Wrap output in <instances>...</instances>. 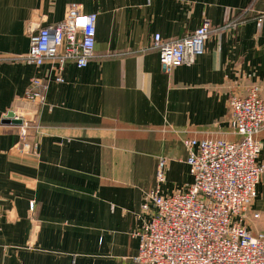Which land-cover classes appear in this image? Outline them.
<instances>
[{
    "label": "crops",
    "instance_id": "obj_1",
    "mask_svg": "<svg viewBox=\"0 0 264 264\" xmlns=\"http://www.w3.org/2000/svg\"><path fill=\"white\" fill-rule=\"evenodd\" d=\"M73 2L98 14L95 55L83 68L67 63L59 82L50 61L24 57L31 30L61 21ZM263 14L264 0H0V264L132 262L159 159L163 192L187 190L183 140H238L230 97L254 84L264 96ZM205 19V52L164 69L154 34L180 39ZM34 77L49 85L37 154H26L2 119L31 107ZM256 137L264 144V126ZM263 177L253 210L264 213Z\"/></svg>",
    "mask_w": 264,
    "mask_h": 264
},
{
    "label": "built area",
    "instance_id": "obj_2",
    "mask_svg": "<svg viewBox=\"0 0 264 264\" xmlns=\"http://www.w3.org/2000/svg\"><path fill=\"white\" fill-rule=\"evenodd\" d=\"M97 21V13L70 3L61 21L31 30L25 61L36 65L50 61L56 80L63 81L67 63L73 61L83 68L95 55ZM240 21L234 18L229 25ZM211 32V22L205 19L180 39L166 40L155 33L153 48L159 52L162 67L194 63L205 52ZM48 85L43 78H32L25 96L31 107L13 110L22 119L15 127L17 144L26 154H37L38 141L32 136L42 133L39 113L47 101ZM229 106L230 125L238 140H183L194 178L187 190L163 192L167 158L159 159L156 185L142 204L150 218L133 232L139 249L127 264H264V232L253 225L261 217L253 204L264 174V163L259 161L264 144L256 137L264 126L261 86L254 84L247 94L232 95Z\"/></svg>",
    "mask_w": 264,
    "mask_h": 264
},
{
    "label": "water",
    "instance_id": "obj_3",
    "mask_svg": "<svg viewBox=\"0 0 264 264\" xmlns=\"http://www.w3.org/2000/svg\"><path fill=\"white\" fill-rule=\"evenodd\" d=\"M22 122V119L16 118L15 117V112L13 110H10L7 112V114L4 116L2 119L3 124H20Z\"/></svg>",
    "mask_w": 264,
    "mask_h": 264
},
{
    "label": "rangeland",
    "instance_id": "obj_4",
    "mask_svg": "<svg viewBox=\"0 0 264 264\" xmlns=\"http://www.w3.org/2000/svg\"><path fill=\"white\" fill-rule=\"evenodd\" d=\"M264 178V177H263ZM263 201V196L260 195V197H258V199L256 200L255 204L259 203ZM261 212V218L257 221L254 222V229L255 230H260V231H264V213L262 211Z\"/></svg>",
    "mask_w": 264,
    "mask_h": 264
},
{
    "label": "trees",
    "instance_id": "obj_5",
    "mask_svg": "<svg viewBox=\"0 0 264 264\" xmlns=\"http://www.w3.org/2000/svg\"><path fill=\"white\" fill-rule=\"evenodd\" d=\"M263 176V175H262ZM262 179V178H261Z\"/></svg>",
    "mask_w": 264,
    "mask_h": 264
}]
</instances>
